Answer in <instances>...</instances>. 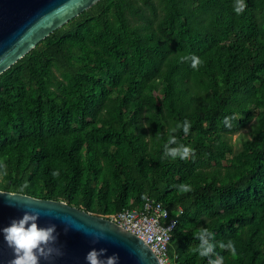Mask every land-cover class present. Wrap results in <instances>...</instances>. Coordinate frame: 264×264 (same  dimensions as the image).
Returning <instances> with one entry per match:
<instances>
[{"label":"trees","instance_id":"1","mask_svg":"<svg viewBox=\"0 0 264 264\" xmlns=\"http://www.w3.org/2000/svg\"><path fill=\"white\" fill-rule=\"evenodd\" d=\"M244 3L100 0L52 33L0 75V190L102 217L151 199L182 210L173 264H207L200 228L234 242L224 264H264V0ZM185 119L195 154L162 158Z\"/></svg>","mask_w":264,"mask_h":264},{"label":"water","instance_id":"2","mask_svg":"<svg viewBox=\"0 0 264 264\" xmlns=\"http://www.w3.org/2000/svg\"><path fill=\"white\" fill-rule=\"evenodd\" d=\"M100 0H0V75L33 51L39 43ZM13 192L0 190V194ZM22 198L0 195V229L25 213L39 214L41 228L55 226L63 255L40 264H86L93 249H106L101 259L116 254L118 264H162L150 246L136 235L102 216L54 199L19 193ZM104 236V239L99 237ZM13 252L0 234V264H9Z\"/></svg>","mask_w":264,"mask_h":264},{"label":"clouds","instance_id":"3","mask_svg":"<svg viewBox=\"0 0 264 264\" xmlns=\"http://www.w3.org/2000/svg\"><path fill=\"white\" fill-rule=\"evenodd\" d=\"M246 7L244 0H234L233 10L239 15ZM184 60L191 62V67L197 70L202 61L195 55L183 57ZM234 117L225 116L223 123L227 128H232V120ZM191 128L190 122L185 119L182 123H177L175 127L169 129V136L167 142L163 146L164 159L177 158L186 160L195 154L194 149L183 144H178L177 138L174 135L182 129L185 135L189 133ZM160 133L157 132L156 136ZM172 145H177L173 147ZM53 177L59 175L58 172H52ZM7 176L6 165L0 164V179ZM28 183H24L17 192L5 195L8 199L22 198L19 193H23L28 187ZM179 191L187 193L191 191V186L188 184H180ZM39 214L25 213L22 218L11 221L8 227L0 229V234L3 236L4 242L13 252V259L9 264H40L41 259L50 261L53 257L62 256L64 253L60 248L54 247L57 243V236L55 234V226L41 228L36 221ZM104 236L99 239H104ZM199 243L196 247H189V251L196 252L200 257L207 258V264H224V257L216 252L217 247L221 250L228 251L232 256H236V247L232 240L214 242V235L208 231L207 228H200L199 235L196 237ZM106 249L99 251L93 249L89 251L85 257L86 264H118L119 257L113 254L106 259L100 257L105 256Z\"/></svg>","mask_w":264,"mask_h":264},{"label":"built area","instance_id":"4","mask_svg":"<svg viewBox=\"0 0 264 264\" xmlns=\"http://www.w3.org/2000/svg\"><path fill=\"white\" fill-rule=\"evenodd\" d=\"M181 214L182 210L178 209L172 216L162 203L148 199L141 208L125 209L105 218L142 239L162 264H173L168 247Z\"/></svg>","mask_w":264,"mask_h":264},{"label":"rangeland","instance_id":"5","mask_svg":"<svg viewBox=\"0 0 264 264\" xmlns=\"http://www.w3.org/2000/svg\"><path fill=\"white\" fill-rule=\"evenodd\" d=\"M251 137V129L248 128L244 130L243 132L235 135L233 137V142L235 143L236 148H239L242 144V141Z\"/></svg>","mask_w":264,"mask_h":264}]
</instances>
